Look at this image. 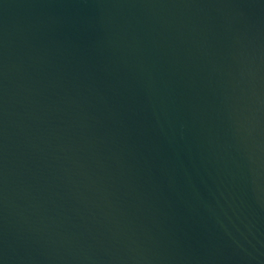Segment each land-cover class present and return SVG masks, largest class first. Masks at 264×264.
Wrapping results in <instances>:
<instances>
[{"label":"water","instance_id":"water-1","mask_svg":"<svg viewBox=\"0 0 264 264\" xmlns=\"http://www.w3.org/2000/svg\"><path fill=\"white\" fill-rule=\"evenodd\" d=\"M0 264H264V0H0Z\"/></svg>","mask_w":264,"mask_h":264}]
</instances>
